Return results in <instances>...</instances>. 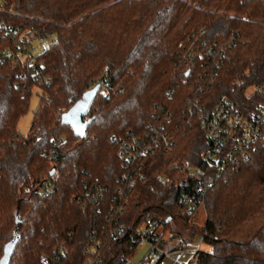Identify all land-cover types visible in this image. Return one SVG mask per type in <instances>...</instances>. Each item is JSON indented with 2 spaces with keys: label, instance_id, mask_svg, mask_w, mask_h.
Wrapping results in <instances>:
<instances>
[{
  "label": "trees",
  "instance_id": "obj_1",
  "mask_svg": "<svg viewBox=\"0 0 264 264\" xmlns=\"http://www.w3.org/2000/svg\"><path fill=\"white\" fill-rule=\"evenodd\" d=\"M0 6V19L55 39L38 53L47 83L31 74L16 78L12 60L0 64V264H50L59 243L69 249L60 264H82L92 227L103 239L102 264H122L134 246L109 233L108 204L123 171L118 140L144 134L150 124H163L175 146L146 157L147 176L126 198L121 222L166 217V231L173 216L188 220L195 210L178 204L176 163L184 161L206 170L212 183L204 224L188 231L187 239L200 233L210 248L195 253V264H264V147L217 176L216 165L202 157V129L185 114L188 100L209 106L226 96L245 115L263 101L246 89L264 79V0H1ZM97 80L108 94L100 87L93 97L82 138L61 114ZM34 89L39 104L21 134L18 122ZM95 182L108 190L96 218L75 199Z\"/></svg>",
  "mask_w": 264,
  "mask_h": 264
},
{
  "label": "built area",
  "instance_id": "obj_2",
  "mask_svg": "<svg viewBox=\"0 0 264 264\" xmlns=\"http://www.w3.org/2000/svg\"><path fill=\"white\" fill-rule=\"evenodd\" d=\"M54 40L51 34L34 35L0 19V42L4 43L0 49V64L12 60L18 64L16 78L24 80L31 74L38 84L47 83L50 77L44 75L38 53L48 50ZM96 84H100L103 89L102 81L97 80L91 86ZM118 90L123 91V87ZM250 91L261 93L263 101L248 115L243 114L235 102L226 96L220 97L209 106L199 100L187 101L186 118L189 121H197L202 129L207 143L202 157L208 164L216 165L217 176L245 162L257 146L264 147V79L251 85ZM103 93L108 94L105 89ZM168 97H171V92ZM173 146L175 141L163 124H150L144 134L129 132L118 140L117 156L123 165V171L108 204V216H114V226L109 233L113 239L122 238L134 246L132 254L124 257L122 264H133L131 258L136 249L145 246L146 250L139 263L166 264L163 235L168 218L158 217L136 225H125L121 222V217L126 213V198L136 184L147 176L144 164L146 157L157 152H167ZM179 167L182 179L178 182V204L186 207V211H196L204 206V197L212 183L206 177L207 171L202 168L186 162L181 163ZM107 193V187L99 182L86 183L85 189L78 193L75 199L82 211H93L96 218L102 212ZM86 235L87 242L83 251L88 256L82 264H102V236L94 227L88 230ZM197 251L186 264H195ZM68 253L69 249L64 243L57 244L53 249L50 264H60L61 259Z\"/></svg>",
  "mask_w": 264,
  "mask_h": 264
},
{
  "label": "rangeland",
  "instance_id": "obj_3",
  "mask_svg": "<svg viewBox=\"0 0 264 264\" xmlns=\"http://www.w3.org/2000/svg\"><path fill=\"white\" fill-rule=\"evenodd\" d=\"M1 3V0H0ZM251 86L246 89V92L250 94ZM38 90L34 89L30 98L29 109L18 122V132L21 134H26L30 128L33 119V112L39 104ZM184 161H178L176 164L178 167ZM206 214L204 207H199L194 214L190 216L188 220L184 219L179 214L173 216L169 227L166 229L163 235L164 245L163 249L165 252L166 264H186L191 260L193 254L197 250L209 251L210 248L202 243V238L200 233H197L192 237L188 238V231L192 226L202 227L204 224ZM146 246L144 248L138 247L135 254L133 255L132 263L139 264Z\"/></svg>",
  "mask_w": 264,
  "mask_h": 264
},
{
  "label": "water",
  "instance_id": "obj_4",
  "mask_svg": "<svg viewBox=\"0 0 264 264\" xmlns=\"http://www.w3.org/2000/svg\"><path fill=\"white\" fill-rule=\"evenodd\" d=\"M100 88V84H96L91 89L84 92L82 97L78 99L67 111L61 114V121L64 124H69L73 129L76 136L85 137L87 121L85 120L86 115L91 106L93 97ZM54 168L51 169V173ZM1 264H6L2 262Z\"/></svg>",
  "mask_w": 264,
  "mask_h": 264
}]
</instances>
